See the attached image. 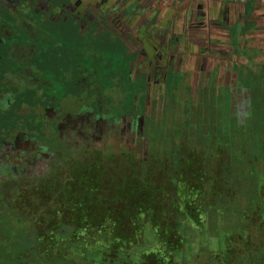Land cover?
I'll use <instances>...</instances> for the list:
<instances>
[{
  "label": "flooded vegetation",
  "instance_id": "1",
  "mask_svg": "<svg viewBox=\"0 0 264 264\" xmlns=\"http://www.w3.org/2000/svg\"><path fill=\"white\" fill-rule=\"evenodd\" d=\"M168 2L0 0V241L11 251L5 253L6 264H12L14 251L26 256L30 245L40 239L42 228L51 230L63 220L64 229L74 228L67 224L72 222L69 213H62L60 207L65 199L61 185L75 175L78 164L94 161V153L104 154L106 161L113 155L123 171L136 164L137 168L153 164L158 170L159 161L160 167L167 162L164 157L159 159L160 148L164 146L165 155L170 154L160 133L201 132L200 126L173 129V116L167 119L172 128L163 127L158 116L159 106L168 105L167 94L176 91L169 88V76L183 75L178 81L182 84L188 78L189 49L185 45L195 44L190 34L184 39L186 29L174 33L164 16L156 19L144 14L158 9L157 15ZM159 23L161 34L155 31ZM209 27L199 24L194 36ZM119 43L128 47L130 58L135 57L127 92H140L132 104L120 97L127 87L119 89L117 74L112 76L114 89L109 95L104 83L94 79L96 65L77 52L84 47L81 54L89 51L97 57L106 54L104 47ZM206 54L198 56L206 60ZM111 68L109 63L105 70ZM133 83L137 86L132 87ZM178 83L174 85L180 90ZM162 87V98H152L151 91ZM113 103L123 107L124 115L116 120L108 107ZM195 112L191 108L192 122ZM200 116L197 112L199 123ZM174 164L171 160L172 170ZM41 213L45 221L38 220Z\"/></svg>",
  "mask_w": 264,
  "mask_h": 264
},
{
  "label": "trees",
  "instance_id": "2",
  "mask_svg": "<svg viewBox=\"0 0 264 264\" xmlns=\"http://www.w3.org/2000/svg\"><path fill=\"white\" fill-rule=\"evenodd\" d=\"M180 150L170 171L160 162L158 170L147 164L118 171V164L102 161L76 170L61 185L60 205L74 228L64 229V220L42 228L26 256L14 251L11 263L264 264V182L258 180L264 170L255 177L224 161L213 170L202 154ZM212 238L222 242L219 248ZM1 241L6 264L11 251Z\"/></svg>",
  "mask_w": 264,
  "mask_h": 264
},
{
  "label": "crops",
  "instance_id": "3",
  "mask_svg": "<svg viewBox=\"0 0 264 264\" xmlns=\"http://www.w3.org/2000/svg\"><path fill=\"white\" fill-rule=\"evenodd\" d=\"M252 3L246 5L232 3L227 6L213 0H169L166 3L164 17L174 28V33L180 34V30L184 31L186 29L184 35V39H186L188 34L198 30L196 27L199 24L210 26L214 22L213 25H217V28L219 26L224 29L220 31L230 34L229 41L233 38V35L235 36L232 41L235 48L234 52L239 53L241 59L235 60L231 69L227 72L226 67L225 69L221 67V70L216 69L220 72V76L213 75L205 81L204 85L196 88L198 96H191L190 87L187 84L182 85L181 89L185 87L189 94L185 95L183 93V97L175 96L178 99L173 98V101L168 99L167 106L166 103L159 106L160 113L158 116H161L160 121L163 127L170 125L172 128L169 120L167 123V119H170L173 114L180 113L181 110V120L184 123H172L173 129L191 130L190 127L193 126V130H195L197 127H201L200 133L186 134L188 137L185 138L186 140L182 144L184 150L202 154L205 162L213 167V170L220 169L221 167L217 166L224 161L225 164L230 163L235 168H244L243 170L249 171L255 176L257 169H260V172L264 170V46L258 43V50L252 51L250 49L252 57L249 56V58L252 60H247L251 62L250 64H243L242 60L246 58L243 50L247 46V41L257 39L258 36H262L260 39L264 38V28L260 27L261 21L264 24V1ZM213 6L219 9L217 14L210 11ZM209 11L212 12L211 16H209ZM174 13L176 14V21L172 22ZM179 17L180 20H178ZM256 17L261 18L257 20L259 23L255 22ZM176 25L177 27H175ZM238 28L240 33L237 31ZM245 40L243 50L237 51V48ZM256 42H251L250 48H254ZM198 47L202 48L204 46H197L196 43L185 45V49H189V56L202 50ZM173 48L177 49V46ZM200 54H206V57L210 58L212 51L210 53V50L204 47ZM216 55H220V53L216 52ZM186 66L188 70L189 65L186 64ZM202 67H207V65L203 64ZM202 67L201 71H203ZM193 69L195 67L191 70L193 71ZM222 73H224L223 76H221ZM173 89L177 90L178 88ZM170 95L172 94L168 96ZM120 97L126 98L123 94ZM141 97L145 98V95L143 94ZM154 101L156 102V100ZM148 107L151 109L152 104L149 103ZM122 108L118 106V108L110 110L114 111L115 120L119 119L120 114L124 115ZM191 108H195L197 112L201 113L200 119L202 121L200 123L198 122L199 118L197 119V112L193 113L195 115L194 121H190ZM155 135H158V133H151V136ZM163 137L164 140L167 139L166 136ZM207 138L213 139L209 145H207ZM199 142L200 146L197 147L196 143ZM256 153L257 157H255ZM94 155L95 160L91 162L102 161V163L109 166L118 164L114 161L113 155L107 156L110 158L107 161L102 158L104 156L102 153L96 152ZM91 162L84 161L87 164H91Z\"/></svg>",
  "mask_w": 264,
  "mask_h": 264
},
{
  "label": "rangeland",
  "instance_id": "4",
  "mask_svg": "<svg viewBox=\"0 0 264 264\" xmlns=\"http://www.w3.org/2000/svg\"><path fill=\"white\" fill-rule=\"evenodd\" d=\"M161 12H162V10L159 11V13H161ZM159 13H158V16L160 15ZM175 16H176V14L174 13V17H173L172 22L176 21ZM178 20H180V17ZM261 22H263V21H261ZM213 24H214V22L210 25L211 27H209L208 32H207V33H211L212 35H214V37L211 40L209 38H207V39L203 38L202 41L197 40L194 36L195 35L194 33L196 31H192L190 34L191 38H195L196 44H199L201 46H206V49H209L210 53L212 51V54L210 55L212 57H210V58L208 57L206 60H203V59L201 60L200 57L198 56V54L201 53L203 50H199L195 54H193L195 56L190 55L189 56V67L187 70L189 72L188 78L187 79L185 78L183 81V84H182V83H178V81L181 82L183 75L179 74L178 77H174V78L172 76H169V79H168L169 88H171V89L177 88L174 85L175 83H178L179 85H186L187 84L190 87L191 96H194V97L198 96V92H196V88H199L202 85H204L205 81L208 80L209 78H211L213 75L220 76V72L217 71L216 69L221 70V67L223 69H225V67H226L225 70L227 72L228 70L231 69L232 63L235 60L241 59L240 58L241 55L239 53L234 52L235 48H234L232 41H233V38L235 36L233 35V38L230 41H229V39L226 40L225 36L227 33L222 32L224 29L220 28L219 26L217 28V25H213ZM175 27H177V25ZM220 30H222V31H220ZM261 37L262 36H260V37L258 36L257 39H250L247 41L248 43H246V40H245L242 43L243 45L241 44V46H239L237 48V51H242L243 46L246 43L247 46L246 47L244 46L245 49L243 51H245L246 58H249V56L252 57V52L250 51V49L252 51L258 50L259 49V47L257 46L258 43H260L259 45L264 46V38L260 39ZM251 42H256L254 48H250ZM86 45H87V42H85L84 47H86ZM252 45H254V43H252ZM83 48L78 49V51H77L78 55L83 56V57H88V59L92 62V65L93 64L96 65L94 68H96L98 70L97 71L98 73H97V75H95L94 79L98 80L99 83L100 82L104 83V86L107 88L106 91H109V95L114 89V84H113L114 78L112 76H113V74H115V75L117 74L116 79L120 80V82H121L119 84L117 81H115V83L120 87V88L119 87L118 88L123 90L124 88L127 87L125 89V93L123 95L126 98H128V102H130V104H132L134 101H136V97H138V93L140 91L137 89H134V91H132L131 93L127 92V91H129L127 83H129V84L132 83L130 80L131 79V73L134 72V70L136 68L135 67V64H136L135 63V57L130 58L128 56V47L124 44H121V43L116 44L115 46H113V45L106 46V47H104L107 51L106 54L100 55L97 57H93L94 55H92L89 51H87V53L85 55L81 54L80 51ZM82 52L84 53L83 50H82ZM216 52L220 53V55H216ZM246 58L242 60L243 61L242 63L243 64L244 63L250 64L251 62H248L247 60L251 61L252 59L251 58L246 59ZM109 63H110V66L112 68L110 70H105V67ZM203 64H206L207 67H205V69H203V71H201V67ZM98 65H100V66H98ZM193 67H195V69H193V71H192L191 69ZM113 69H117V70H115L113 72ZM223 75H224V73L221 74V76H223ZM138 78H140V77H138ZM136 83L139 84L137 81H136ZM135 86H137V85H135L133 83L132 87H135ZM164 90L165 89H163V87H162V89L151 91V97L152 98H160V97L162 98ZM104 93L105 92H103V94ZM183 93L185 95H187V94H189V91H186L185 87H183V89L176 90L173 93H170V94H172L170 96H168L169 94H167L166 99L173 101V98L178 99L177 97H183ZM132 95L134 98L132 97ZM175 96H177V97H175ZM178 101L181 102L180 100H178ZM108 107L111 110L118 108V103L108 104ZM159 109H160V107H159ZM159 113H160V110H159ZM182 122L184 123V121L181 120V110H180V113H177L176 115L173 114V123L174 124H183ZM187 124L189 125L190 123L188 122ZM186 134L187 133H160V135L167 137V139L164 140V141H166L167 145L169 144L172 146V147H170L168 145L169 150H170V154H168L167 156L165 155L166 154V148H164V146L160 148V152H159V154L161 155V158H159V159L161 160L164 157L163 162H165L166 160H167V162H169L167 165V166H169V170H172V167L170 165V161L171 160L173 161L176 159L175 156L171 157V153L180 150L178 148L181 147L183 142L186 140L185 138L188 137V135H186ZM196 146L199 147L200 142L198 144L196 143ZM152 151H153V149H152ZM154 153L157 154L158 152L155 151ZM152 154H153V152H152ZM139 158H142V153L140 154ZM132 159H133L134 163H138L136 157H134V158L132 157ZM166 163L164 164V166H166ZM137 165L138 164H136L135 167H137ZM86 166H89V165L88 164L87 165L86 164L85 165L78 164L77 167H79V168H77L75 170H77V172L79 174H81L80 172L83 171L82 167H86ZM117 170L123 171L121 168H119ZM258 180H260V183L264 182L263 177H259ZM187 186H188V184H187ZM241 196L243 198V194L237 195V198H240ZM189 199H192V197H188V200ZM242 201L243 200H237V203L241 205ZM257 230H258V226H255V227L253 226L251 233L252 232L255 233V232H257ZM148 242H149V240H148ZM209 242H211L213 244V247H217V248H219L220 247L219 244L222 243L216 238L210 239ZM154 247H156V246H154ZM192 248H193V251H194V249L198 250L197 247H195V246H192ZM202 256H204V258H205V255H202Z\"/></svg>",
  "mask_w": 264,
  "mask_h": 264
},
{
  "label": "water",
  "instance_id": "5",
  "mask_svg": "<svg viewBox=\"0 0 264 264\" xmlns=\"http://www.w3.org/2000/svg\"><path fill=\"white\" fill-rule=\"evenodd\" d=\"M223 5H228V3L227 4H224V3H222ZM158 11V9H155V10H153V11H150L149 13L147 12V13H144V14H146V15H153L152 17H154V18H158V19H161V18H163V16H164V13H165V11H166V9H162V12L161 13H159L160 15L158 16V14L156 15V12ZM210 11H212V12H214V13H218L219 12V9L218 8H216V6H213V9L212 10H210ZM209 11V16H211L212 15V12H210ZM211 14V15H210ZM258 19H261L260 17H256L255 18V22H258L259 23V21H257ZM261 23V28H264V24L262 23V22H260ZM156 25H157V23H156ZM160 23H159V26H155V31L158 33V34H161L162 32H163V29H161L160 28ZM222 28V27H221ZM172 31V30H171ZM238 33H240V29L238 28ZM173 32H174V28H173ZM208 32V31H207ZM207 32H205V33H197V35H196V39H203V38H205V39H207V38H209L210 40L214 37V35H212L211 33H207ZM225 39H230V34H226V36H225ZM174 43H179V41L178 40H174L173 41ZM172 46L173 47H175V45L174 44H172ZM178 48V47H177Z\"/></svg>",
  "mask_w": 264,
  "mask_h": 264
},
{
  "label": "built area",
  "instance_id": "6",
  "mask_svg": "<svg viewBox=\"0 0 264 264\" xmlns=\"http://www.w3.org/2000/svg\"><path fill=\"white\" fill-rule=\"evenodd\" d=\"M213 1H217L219 3H224V4L237 3V4L246 5V4L251 3V2H262L264 0H213Z\"/></svg>",
  "mask_w": 264,
  "mask_h": 264
}]
</instances>
